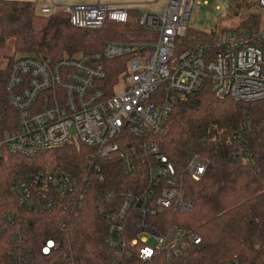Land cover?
Returning <instances> with one entry per match:
<instances>
[{
	"label": "built area",
	"instance_id": "2783aa9c",
	"mask_svg": "<svg viewBox=\"0 0 264 264\" xmlns=\"http://www.w3.org/2000/svg\"><path fill=\"white\" fill-rule=\"evenodd\" d=\"M258 3L257 10H264V0ZM198 6L199 0H167L161 13L138 11L139 25L152 38L109 41L101 51L64 52L57 60L23 55L9 69L7 99L17 113L18 128L0 135V155L34 157L47 148L84 145L92 150V166L97 162L95 173L102 174L99 161H118L127 174L139 176L135 189L110 191L95 202L109 223L105 244L113 254L106 264L171 262L201 243L197 233L156 219L165 210L189 211L194 202L185 196V180H201L208 167L194 156L180 170L161 150L156 137L178 97L208 80L219 99H264V26L218 33L194 49L178 51ZM65 11L80 29L130 20L125 7L82 3ZM52 12L49 6L41 9L43 14ZM123 57L128 67L108 92L106 61ZM120 84L123 90L117 93ZM90 187L88 177L65 172L18 175L11 191L29 210L62 208L67 213L65 229L83 213ZM0 233L11 234L8 260L2 264H56L53 258L61 247L55 239L47 240L35 255L10 215L0 222ZM65 249L57 264H88L76 259L70 245Z\"/></svg>",
	"mask_w": 264,
	"mask_h": 264
},
{
	"label": "trees",
	"instance_id": "16d2710c",
	"mask_svg": "<svg viewBox=\"0 0 264 264\" xmlns=\"http://www.w3.org/2000/svg\"><path fill=\"white\" fill-rule=\"evenodd\" d=\"M254 4L231 0L229 15L240 16L241 21L235 28H223L221 33L259 30V15L246 11ZM138 13L130 11V20L124 24L107 21L100 29H80L72 25L65 10L43 14L31 1L0 0V46L12 39L15 52L21 56L57 60L64 52L74 55L101 51L109 41L152 38V33L139 25ZM217 34L189 27L178 42V51L194 49ZM5 57L0 53V135L18 128L17 113L8 103L6 91L15 58ZM106 66V87L112 92L128 67V58L108 60ZM156 138L162 152L180 170L194 156L208 162L201 180H185V196L194 202L193 207L183 212L165 210L156 217L162 223H176L197 233L201 243L179 259L159 264H264V99H219L206 80L195 92L178 97ZM91 154L89 147L68 143L43 149L34 157L0 155V222L8 215L18 221L23 238L28 237L37 255L47 240L58 241L61 250L53 258L56 264L69 245L78 261L106 264L113 254L105 244L109 223L98 214L95 202L110 191L135 189L139 181V176L127 174L118 161H99L102 174L95 173L97 162L92 166ZM65 172L83 175L91 182L86 207L69 228L62 227L67 213L59 206L52 211L29 210L11 191L18 175ZM9 233H0V264L8 260Z\"/></svg>",
	"mask_w": 264,
	"mask_h": 264
},
{
	"label": "rangeland",
	"instance_id": "374dc122",
	"mask_svg": "<svg viewBox=\"0 0 264 264\" xmlns=\"http://www.w3.org/2000/svg\"><path fill=\"white\" fill-rule=\"evenodd\" d=\"M127 8H137L139 11L149 10L152 12H163L166 8L167 0H158V2H152L151 0H125ZM249 2H255V4L249 9L248 12H254L259 15L260 28L264 26V10L258 11L259 0H249ZM231 0H199V6L194 8L191 12L189 27L202 30L205 32L217 31L222 32L223 28L232 29L235 28L241 21L240 16L231 17L229 15ZM224 32V31H223ZM0 53L5 58L12 56L19 58L21 55L15 52V46L12 39H7L0 46ZM177 55V52H176ZM123 90L122 84L116 87V92Z\"/></svg>",
	"mask_w": 264,
	"mask_h": 264
},
{
	"label": "crops",
	"instance_id": "0c3cea01",
	"mask_svg": "<svg viewBox=\"0 0 264 264\" xmlns=\"http://www.w3.org/2000/svg\"><path fill=\"white\" fill-rule=\"evenodd\" d=\"M34 3L36 10L41 12L44 6H49L53 11L57 9L66 10L68 7L78 4H102L109 7H125L127 8V2L125 0H25ZM153 2V0H151ZM129 11L137 10V8H128Z\"/></svg>",
	"mask_w": 264,
	"mask_h": 264
},
{
	"label": "snow or ice",
	"instance_id": "6c2138e0",
	"mask_svg": "<svg viewBox=\"0 0 264 264\" xmlns=\"http://www.w3.org/2000/svg\"><path fill=\"white\" fill-rule=\"evenodd\" d=\"M45 251H47V249H45Z\"/></svg>",
	"mask_w": 264,
	"mask_h": 264
}]
</instances>
